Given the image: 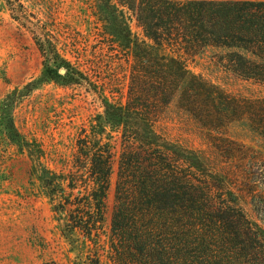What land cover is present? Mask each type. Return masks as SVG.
Instances as JSON below:
<instances>
[{"label": "trees", "instance_id": "16d2710c", "mask_svg": "<svg viewBox=\"0 0 264 264\" xmlns=\"http://www.w3.org/2000/svg\"><path fill=\"white\" fill-rule=\"evenodd\" d=\"M6 2L15 12L13 1ZM91 2L101 24L98 34L130 54L132 62L126 102L105 98L104 104L107 122L122 139L108 261L96 252L87 264H264V224L246 214L239 189L208 169L198 153L154 129L176 94L179 106L206 127L229 115L221 108L263 121L264 100L233 98L192 73L183 57L206 46L234 48L225 67L264 83V0ZM126 12L136 17L143 37L134 35ZM22 17L23 25L32 23L27 11ZM94 128L78 140L74 170L49 171L46 179L61 193L54 210L66 213L65 229L78 228L90 240L103 231L115 156L113 145ZM260 183L245 182L256 211L264 209Z\"/></svg>", "mask_w": 264, "mask_h": 264}, {"label": "rangeland", "instance_id": "374dc122", "mask_svg": "<svg viewBox=\"0 0 264 264\" xmlns=\"http://www.w3.org/2000/svg\"><path fill=\"white\" fill-rule=\"evenodd\" d=\"M12 1L15 12L0 0V264H87L96 252L108 261L122 139L107 122L104 104L105 98L126 102L132 57L98 34L92 0ZM25 10L27 25L18 19ZM126 15L134 35L143 37L136 17ZM236 50L206 46L183 58L192 73L233 98L264 100V83L225 67L226 55ZM178 95L155 131L198 153L208 169L239 189L246 214L263 225L264 209L254 210L245 182L261 180L264 199V109L263 121L254 123L246 113L221 108L229 115L210 128L179 106ZM94 127L115 156L103 231L90 240L78 228L65 229L66 213L54 210L61 193L46 179L49 171L74 170L78 140L94 134Z\"/></svg>", "mask_w": 264, "mask_h": 264}, {"label": "water", "instance_id": "95a60500", "mask_svg": "<svg viewBox=\"0 0 264 264\" xmlns=\"http://www.w3.org/2000/svg\"><path fill=\"white\" fill-rule=\"evenodd\" d=\"M65 70L64 69H62V72H64Z\"/></svg>", "mask_w": 264, "mask_h": 264}]
</instances>
